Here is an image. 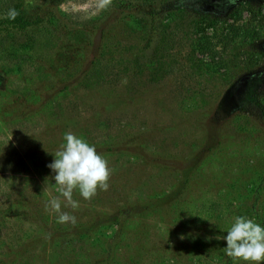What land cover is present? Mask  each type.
Returning a JSON list of instances; mask_svg holds the SVG:
<instances>
[{
  "label": "rangeland",
  "instance_id": "rangeland-1",
  "mask_svg": "<svg viewBox=\"0 0 264 264\" xmlns=\"http://www.w3.org/2000/svg\"><path fill=\"white\" fill-rule=\"evenodd\" d=\"M255 2L211 22L160 13L176 0H64L42 25L0 30V264H249L216 237L236 216L264 226ZM68 132L113 169L107 191H74L78 208L61 197L75 225L45 207Z\"/></svg>",
  "mask_w": 264,
  "mask_h": 264
},
{
  "label": "clouds",
  "instance_id": "clouds-1",
  "mask_svg": "<svg viewBox=\"0 0 264 264\" xmlns=\"http://www.w3.org/2000/svg\"><path fill=\"white\" fill-rule=\"evenodd\" d=\"M111 0H99L98 7L104 8ZM18 12L10 9L4 18L15 19ZM65 143L54 153V160L48 165L55 173V184L59 195L52 197L45 205L58 215V222L75 225L76 217L61 210L62 200L65 207L76 209L79 203L73 199L75 190L85 200L92 199L97 190L107 191L113 169L109 161L99 154L94 144L72 132L64 136ZM226 240L225 254L234 259L249 262V264H264V226L245 216H236L227 235L216 237Z\"/></svg>",
  "mask_w": 264,
  "mask_h": 264
},
{
  "label": "trees",
  "instance_id": "trees-1",
  "mask_svg": "<svg viewBox=\"0 0 264 264\" xmlns=\"http://www.w3.org/2000/svg\"><path fill=\"white\" fill-rule=\"evenodd\" d=\"M62 1L64 0H0V30L3 28L4 30L16 29L23 31L28 28L42 25L50 18L53 6L59 4ZM200 1L201 0H176V3H174V5L171 7H162L163 9L160 13H167L170 10L181 9L187 14L190 13V15H203L209 18V20L212 22L221 19H227L230 12L242 3V0H239L228 10V12L221 13L202 12L200 8ZM243 1L249 2L251 5L256 3L255 0ZM10 9H15L18 12V15L15 19L4 18ZM259 52L260 54L264 55V48H261ZM263 92V89L257 90L250 96V99L260 109L261 113H264V106L259 101L258 96Z\"/></svg>",
  "mask_w": 264,
  "mask_h": 264
},
{
  "label": "flooded vegetation",
  "instance_id": "flooded-vegetation-1",
  "mask_svg": "<svg viewBox=\"0 0 264 264\" xmlns=\"http://www.w3.org/2000/svg\"><path fill=\"white\" fill-rule=\"evenodd\" d=\"M238 1H233V0H225L220 7H217L214 11L216 12H221V13H226L228 10Z\"/></svg>",
  "mask_w": 264,
  "mask_h": 264
},
{
  "label": "water",
  "instance_id": "water-1",
  "mask_svg": "<svg viewBox=\"0 0 264 264\" xmlns=\"http://www.w3.org/2000/svg\"><path fill=\"white\" fill-rule=\"evenodd\" d=\"M233 1H239V0H233Z\"/></svg>",
  "mask_w": 264,
  "mask_h": 264
}]
</instances>
